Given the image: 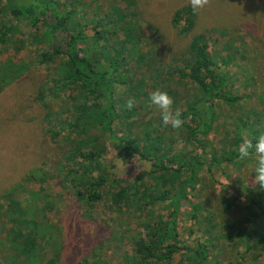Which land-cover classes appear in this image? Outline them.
<instances>
[{
    "label": "trees",
    "instance_id": "1",
    "mask_svg": "<svg viewBox=\"0 0 264 264\" xmlns=\"http://www.w3.org/2000/svg\"><path fill=\"white\" fill-rule=\"evenodd\" d=\"M119 1L124 2L95 0L107 5L108 10L97 21L91 20L98 25L89 36L84 32L85 25L77 21L78 17L90 21L79 14L78 0H5L2 9L8 24L0 27V47L9 42L16 44L13 38L19 39L21 47L26 41L33 45L25 48V57H18L22 48L16 47L11 56L0 60V98H17V85L27 87L36 81L35 106L47 113L48 122L59 116L66 118L55 127L59 129L55 135L61 136L56 142L64 143L60 149L71 166L58 165V169L64 182L80 197L79 203H102L101 190L110 183L106 197L116 210L132 207L134 215L149 214L133 264H172L176 255L182 256L180 264H211L209 248L221 230L228 239H236L245 247L243 254L238 253L241 264H256L250 259L253 253L264 254V230L258 231L252 217H257L255 221L264 218V189L255 183V156L241 162L238 147L244 138L255 143L264 132L245 114V123L230 129L226 146L205 148L203 138L214 136L218 126L234 119L233 111L245 97L233 93L227 73L216 72V58L205 36L192 41L191 64L180 70L188 81L169 78L171 67L163 64L145 73L146 66L154 64L151 56L130 40L120 44L98 30L127 19V12L135 13L137 4L132 0L125 2L129 5L126 7L120 6ZM116 13L120 14L118 19ZM193 14L190 7L178 10L174 22L185 19L188 31L194 25ZM132 26L130 22L114 31L118 34ZM132 48L137 49V59L130 63L128 50ZM133 69L143 82L150 84V93L160 89L173 98V110L180 109L185 121L180 129L163 126L160 110L155 106L142 113L149 105L150 93L142 99L148 88L134 81ZM117 99H124L126 108L122 114L116 107ZM129 99L135 101L131 109L126 106ZM85 133L87 138L82 137ZM171 133H178L180 138L170 136ZM75 134L74 144L67 147L66 141ZM105 161H109L112 170L109 177L105 174ZM248 166L251 171L244 179L246 194L233 190V184L232 192L223 189L227 185L221 179L229 180L232 175L242 178L243 169ZM41 173L38 178L45 183L47 173ZM31 176L32 172H28L6 195H0V243L5 245L0 264H39L35 261L38 255L46 260L40 264H56L58 256L47 260L43 251L48 239L59 236L60 223H53L48 215L58 200L51 199L45 191V208L32 205L33 216L29 218L14 200L16 193L25 192L26 184L33 183ZM74 177L77 183L70 181ZM148 179L153 180L150 186L145 182ZM165 182L176 185V192L171 193L173 186L166 189ZM3 201L9 208L4 207ZM160 211L166 213L156 214ZM239 211H245V219L225 221L227 214ZM217 229L219 232L214 231ZM186 236L192 238V246H188Z\"/></svg>",
    "mask_w": 264,
    "mask_h": 264
},
{
    "label": "rangeland",
    "instance_id": "2",
    "mask_svg": "<svg viewBox=\"0 0 264 264\" xmlns=\"http://www.w3.org/2000/svg\"><path fill=\"white\" fill-rule=\"evenodd\" d=\"M78 1L81 3L78 8L79 14L85 15L90 21H83L79 17L77 21L85 25L84 32L92 36L98 23L91 20L97 21L102 18L108 6L102 2L96 3L95 0ZM126 1H119L120 6H129L125 3ZM132 1L137 4L133 8L135 13L127 12V19L112 26L98 27V30L103 31L110 40L120 44L122 40L127 42L130 40L133 46L141 49L142 53L151 56L154 64L146 66L145 73L154 66L163 64L171 67L169 78H175L176 81H188L181 76L180 70H186L185 67L191 64L192 41L197 37L205 36L209 41L211 54H214L216 58V72L227 73L233 93L245 97L233 111L234 119L238 117L236 120H227L224 126L217 127L218 131L214 136L203 138L205 148L226 146L230 129L235 125H243L247 120L245 114L250 115L252 124L259 125L261 132H264V0H210L206 7L193 14L194 25L188 31L185 30L186 20L175 23L174 16L178 10L191 8L189 0ZM4 4L5 0H0V27L8 24L5 11L2 9ZM119 15L116 13L115 17L118 19ZM130 22L133 24L131 29L116 34L115 27L120 30ZM36 30L35 28L34 34ZM12 40L16 44L9 42L0 47V60H5L14 53L16 47H21L22 44L18 38ZM32 45L33 43L26 41L18 57L27 56L25 48ZM136 48L128 50L127 60H130V63L137 59L134 55ZM34 55L37 56L38 53L35 51ZM14 59L17 60V57L14 56ZM174 70L177 73H174ZM39 72L44 73L42 70ZM125 72L128 73V71ZM131 72L137 84L148 88L147 94L142 96V99H145L151 91L150 84L143 82L136 70L133 69ZM126 78L130 79V76ZM36 85V81L27 87L17 85L14 90L19 93L17 98L12 97L9 100H3L4 96L0 98V195H6L8 189L22 181L28 172H32L33 183L24 186L25 192L14 195V200L20 203L27 214L25 218L33 216L32 205L36 204L45 208L43 201L45 191L51 199L58 200L52 211H48L52 222L60 223V228L59 236L54 239L51 237L44 245L43 254L47 260L58 256L56 264H133L136 261V253L141 246L147 223L150 221L149 214L134 215L132 207L116 210L106 197L110 183L101 190L104 195L102 203H79L80 197L73 192L69 183L64 182L63 175L59 174L58 169V165L71 166L69 164L71 161L60 149L63 148L64 143L56 142L61 139V136L55 135V132L59 130L55 127L66 118L57 115L59 117L48 122L45 118L48 116L47 113H43L38 105L35 106ZM116 107L120 114L124 113L126 108L124 99H117ZM57 108L59 105L55 107L56 111ZM152 108L154 107L148 105L147 109L141 111L145 114ZM148 116L151 117L152 114ZM76 135H72V139L66 141L67 147L74 144L73 138ZM87 136L86 133L82 135L84 138ZM170 136L180 138L178 133H171ZM42 170L47 173L45 183L40 182L38 178ZM104 170L108 177L112 174L109 161L104 162ZM231 170L234 173V170ZM250 171L251 167L248 166L243 169L242 178L232 175L229 180L221 179L227 185L223 189L232 192L230 186L233 184V190L246 194L247 185L244 179L248 177ZM34 174L37 175L34 176ZM209 177L208 175L207 178ZM71 180L77 183L76 177L70 178ZM145 182L147 186L153 184L152 179ZM163 186L171 189L173 183L165 182ZM175 186L170 190L171 193L176 192ZM155 189L153 190L158 193L157 188ZM2 204L9 208V204L4 201ZM162 213L166 212L160 211L156 214ZM245 218V211L231 212L226 215L225 221L233 223ZM256 219L257 217H252L256 228L258 231H263L264 218L259 221H255ZM219 230L214 231L219 232ZM186 241L188 246H192V238L188 239L186 236ZM259 247L262 249V245ZM4 251L5 245L1 241L0 254L2 255ZM244 251L245 247L239 245L238 240L228 239L225 231L221 230L212 239V247L209 248L211 264H241L238 253ZM181 258L182 256L176 255L172 264H180ZM250 260L256 264H264V254L253 253ZM35 261L39 264L46 262L39 255ZM142 264L149 263L142 262Z\"/></svg>",
    "mask_w": 264,
    "mask_h": 264
},
{
    "label": "clouds",
    "instance_id": "3",
    "mask_svg": "<svg viewBox=\"0 0 264 264\" xmlns=\"http://www.w3.org/2000/svg\"><path fill=\"white\" fill-rule=\"evenodd\" d=\"M209 3L210 0H189L194 13L206 7ZM148 100L150 106H155L160 110L163 126H171L173 129H180L183 126L185 121L181 118V111L180 109L173 110V98L166 91L156 89L149 94ZM134 103V100L129 99L126 106L131 109ZM253 155L256 158L255 183L259 184L261 189H264V134L257 137L255 143L253 139L244 138L242 143L239 144L238 159L241 162L246 161Z\"/></svg>",
    "mask_w": 264,
    "mask_h": 264
}]
</instances>
